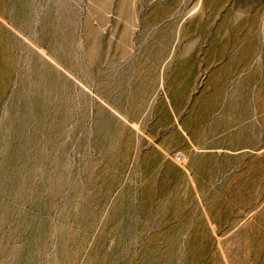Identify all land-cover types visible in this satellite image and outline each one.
Returning <instances> with one entry per match:
<instances>
[{
    "label": "rangeland",
    "instance_id": "obj_1",
    "mask_svg": "<svg viewBox=\"0 0 264 264\" xmlns=\"http://www.w3.org/2000/svg\"><path fill=\"white\" fill-rule=\"evenodd\" d=\"M0 264H264V0H0Z\"/></svg>",
    "mask_w": 264,
    "mask_h": 264
}]
</instances>
